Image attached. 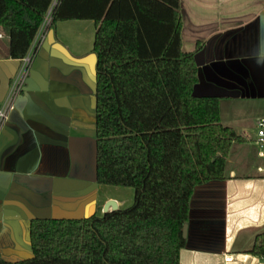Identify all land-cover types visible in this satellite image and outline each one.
Returning <instances> with one entry per match:
<instances>
[{"label":"crops","instance_id":"1","mask_svg":"<svg viewBox=\"0 0 264 264\" xmlns=\"http://www.w3.org/2000/svg\"><path fill=\"white\" fill-rule=\"evenodd\" d=\"M180 13L182 49L203 42L193 94L220 97L221 122L239 137L225 179L194 189L180 264H264L250 252L264 233V155L256 142L264 117V0H180ZM96 62L93 45L70 46L50 29L26 76L25 58L11 57L0 25V106L11 107L0 124L2 257L32 256L33 218L103 215L111 200L126 208L96 181Z\"/></svg>","mask_w":264,"mask_h":264},{"label":"trees","instance_id":"2","mask_svg":"<svg viewBox=\"0 0 264 264\" xmlns=\"http://www.w3.org/2000/svg\"><path fill=\"white\" fill-rule=\"evenodd\" d=\"M52 2L0 0L12 58L28 55ZM76 19L96 26L97 183L133 188L134 202L103 215L33 218V256L0 253V264H180L194 189L225 179L239 140L221 122V98L193 94L203 42L182 49L180 0H59L51 28ZM250 252L264 257V233Z\"/></svg>","mask_w":264,"mask_h":264},{"label":"rangeland","instance_id":"3","mask_svg":"<svg viewBox=\"0 0 264 264\" xmlns=\"http://www.w3.org/2000/svg\"><path fill=\"white\" fill-rule=\"evenodd\" d=\"M55 0H53L50 8ZM49 8V9H50ZM51 11V10H50ZM47 12L45 19L41 25V35L44 36L47 30L51 28L52 12ZM55 28H57L58 36L70 46L79 45L81 49H86L88 46H94L95 29L94 22L88 19H76L67 21H58ZM43 38H41L42 40ZM38 40V43L41 42ZM9 111V110H8ZM9 114V113H8ZM7 114V115H8ZM5 121V119L3 120ZM1 125L3 123H0ZM102 187L114 190L112 193L119 198H123L126 201V206H130L134 202V189L131 187H122L108 184H101Z\"/></svg>","mask_w":264,"mask_h":264},{"label":"built area","instance_id":"4","mask_svg":"<svg viewBox=\"0 0 264 264\" xmlns=\"http://www.w3.org/2000/svg\"><path fill=\"white\" fill-rule=\"evenodd\" d=\"M59 0H55L52 7L48 10L50 11V13L54 12V9L56 8L57 4H58ZM52 21V20H51ZM41 28V27H40ZM41 30V29H40ZM41 33V31H40ZM41 38H43V36L40 34L38 36V39L37 40H41ZM42 42V40H41ZM38 43V42H37ZM36 43V44H37ZM33 51V50H32ZM32 53V52H31ZM31 53L25 57V63H26V67H25V75L27 76L28 74V69H27V66L30 64V60H31ZM33 63V62H32ZM10 107V103L9 104H6V105H3V106H0V123L3 122L4 119H6L7 117V114H8V110H9ZM258 138L256 140L257 144L259 145V148H260V154L261 155H264V117L263 118H260L258 120ZM224 259L226 261H232L233 260V255H225ZM264 259V257H263Z\"/></svg>","mask_w":264,"mask_h":264},{"label":"water","instance_id":"5","mask_svg":"<svg viewBox=\"0 0 264 264\" xmlns=\"http://www.w3.org/2000/svg\"><path fill=\"white\" fill-rule=\"evenodd\" d=\"M96 155H97V142H96ZM96 181H97V163H96ZM111 207L112 210L114 209H117V204L114 200H111L109 201V203L107 204V207L105 209V212L108 211V208ZM190 214V213H189ZM32 220V219H31ZM30 232H31V221H30V224H29V241H30V245H31V236H30ZM188 232H189V222L187 221L185 224H184V227H183V236L186 238H188ZM31 249H32V246H31ZM32 256H33V250H32ZM31 256V257H32ZM4 259L8 260V261H17V260H20V259H16V260H10V259H7L6 257H3ZM25 258H30V257H25ZM25 258H22V259H25Z\"/></svg>","mask_w":264,"mask_h":264}]
</instances>
